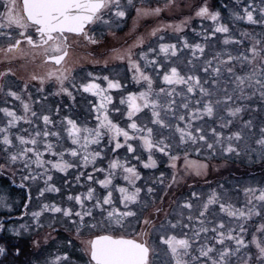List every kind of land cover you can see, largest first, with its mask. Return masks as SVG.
<instances>
[{"label": "snow or ice", "instance_id": "obj_1", "mask_svg": "<svg viewBox=\"0 0 264 264\" xmlns=\"http://www.w3.org/2000/svg\"><path fill=\"white\" fill-rule=\"evenodd\" d=\"M239 4L232 17L258 33L237 36L219 8L192 0L179 22L116 48L106 37L131 12L134 24L160 19L179 0H0V175L27 190L15 219V202L0 193V233L10 234L0 236V264H156L159 248L166 264H264V181L223 176L237 161L264 169V0ZM219 34L235 55L211 50ZM112 61L125 64L131 87L73 76L77 64ZM15 64L41 71L19 76ZM77 93L96 98L84 113ZM33 185L39 205L29 212ZM24 216L31 222L18 223ZM59 221L75 239L51 251ZM24 233H34L29 252L11 242Z\"/></svg>", "mask_w": 264, "mask_h": 264}, {"label": "flooded vegetation", "instance_id": "obj_2", "mask_svg": "<svg viewBox=\"0 0 264 264\" xmlns=\"http://www.w3.org/2000/svg\"><path fill=\"white\" fill-rule=\"evenodd\" d=\"M165 13V12H164ZM134 12H131L129 17L127 18L125 23H121L119 28H116L115 30H117L118 32L115 33V35H119V39L122 35H126L125 33L128 34L129 29V21L131 20V18H133L134 16ZM166 18V17H165ZM134 33L137 34V31H135ZM110 36L106 37L107 43L109 44L110 47H116L119 48L121 46H123L125 44V41L130 42V37H127L125 39H118L116 41H111V39L109 38ZM122 40V41H121ZM100 51H104L103 49H101ZM83 55L82 51H76L73 55V59H75L76 57H79ZM0 67H3V65H0ZM33 67H35V69L37 71H41V69L38 66H34L32 64H28L27 68L23 67L22 64H15L13 65V68L15 71H17L19 76H25L27 72H30L33 70ZM86 72H93L96 75H112V76H116L117 78H120L122 80V82L125 85H129V87H131V83H130V77H131V73L127 72V69L125 67V64L123 62H119V61H112L109 66L108 69H105L103 64L100 65H94V64H77L76 67L73 70V76L75 78V80L77 82H79L81 80V78L85 75ZM127 77V78H126ZM35 91V89H33V92ZM77 100H78V111L81 113H84L87 111L88 109V101L89 100H95L96 98L91 97V94L89 93H83L82 95L80 93H77ZM114 96V101L119 100V94L118 93H113ZM60 97H56V101H59ZM45 108L48 107H52V98H49V103L44 105ZM113 116H115L116 114L113 113ZM89 126L91 125V120H89ZM121 155H123V153H121ZM161 167H163V165H161ZM233 171V165L231 166L230 171H228V173L226 174V177L230 176V174H234L232 173ZM227 172V171H226ZM158 175V173H157ZM225 177V175H224ZM102 178V177H101ZM216 176H209L208 179L209 180H213L216 179ZM69 179H71V177H69ZM17 180V184L19 183L20 177L19 175H17L16 177ZM10 181H11V177L10 176H3L0 175V193L3 194H7L9 196V202H15L16 204V211L13 213V219H15L16 217H20L22 213H24L26 210L24 208V203L27 202V198H26V191H21L17 186H10ZM57 186H60V179L59 177H57ZM121 184H124L125 182L123 180H119L118 181ZM82 191V189H81ZM118 195V194H117ZM32 196H33V200L31 202L30 208L28 209V211H33L36 210L38 208L39 205V201L36 199L37 196V192L35 190V185H33L32 188ZM47 198L49 201L55 199L57 202H59V195L56 193H50V194H46ZM0 219H7V214H6V210H0ZM24 223L25 220H28L29 223L31 222L29 220V218L27 216H24L22 219ZM19 220V221H20ZM45 224L50 223V219L46 216L44 219ZM11 222L9 221V224ZM28 223V222H27ZM56 231L52 232V236L55 239V244H53L51 251H55L58 247H60L63 243L64 240L66 239H75L74 236L67 231V225L63 222V221H59L56 224ZM50 231L49 229L45 228L42 232H41V237H43L45 232ZM0 236L4 237L5 239H8L10 234L7 233H0ZM34 236V233H29V235L26 238H23V249L25 250V252H29L31 251V240ZM24 237V236H23ZM14 237H11V242L17 244V242L13 241ZM5 240L4 239H0V244L4 243ZM79 242H77L78 244ZM160 256L156 261V264H166L167 262V256L164 255V251L163 248H159L158 249ZM74 255L76 257H80L82 256V253L79 251V248H77V250L74 252ZM10 258V257H9ZM26 258V257H24ZM84 259H86V257H84Z\"/></svg>", "mask_w": 264, "mask_h": 264}, {"label": "rangeland", "instance_id": "obj_3", "mask_svg": "<svg viewBox=\"0 0 264 264\" xmlns=\"http://www.w3.org/2000/svg\"><path fill=\"white\" fill-rule=\"evenodd\" d=\"M164 0H160V3H163ZM192 2V0H179V7H177L175 10L171 11V12H165L161 14V18L160 19H156V18H143L140 19L138 21L135 22L134 24V17L135 14L133 16V18H131V20L129 21V31L128 34L125 33L126 35H122L120 37V39H125L127 37H130L131 34L135 31H137V34L139 33H143L145 30L150 29L151 27H153L155 24L157 23H168V22H179V20L183 19L184 17L188 16L190 14V10L188 7H186V4H190ZM207 2L212 6V9H220L221 10V14H222V23H225L229 26L230 30L237 36H240L241 34L247 32V33H253V32H259L260 29L258 27L252 26L250 25L246 20L245 21H240L235 19L234 17H232L231 15V11L233 10V6H234V0H207ZM224 4H228L229 7L227 9L222 8L221 6ZM244 4V0H240V4L239 7L236 8V10H242ZM166 17V18H165ZM205 27H209L210 25H212L211 21H205L204 22ZM194 26L197 28V30H199V26H200V21L196 20L194 22ZM116 28L113 29V31L116 33L118 32L117 30H115ZM120 35V34H119ZM119 35H114V36H110L109 38L111 39V41H116L119 39ZM225 34H219L218 35V39H216L214 41V43L211 45V50L212 51H219V50H227V51H232L233 54L235 55V49L229 47L227 49H222V42L224 39ZM119 39V40H120ZM121 40V41H122ZM251 165L248 164H241L239 161L236 162V164L233 165V171L232 175L240 178V180L242 181L243 185H257L259 182L264 181V169L262 171H257L255 172V167H252ZM261 168V166H260ZM228 173V171H223V176ZM148 175H151V173H147ZM229 177V176H228ZM244 195L241 194L237 197L233 198L234 202H237V207H239L243 202H244ZM3 210V209H0ZM29 223L28 220H25V223ZM18 223H24L23 220L18 221ZM249 228H252V225H249ZM29 235V233H24L22 236L20 237H14L13 241L17 242L18 245L23 247V238H26ZM24 236V237H23ZM13 244H15L13 242ZM165 255V254H164ZM10 259V258H9ZM21 259H25L24 257H21Z\"/></svg>", "mask_w": 264, "mask_h": 264}, {"label": "trees", "instance_id": "obj_4", "mask_svg": "<svg viewBox=\"0 0 264 264\" xmlns=\"http://www.w3.org/2000/svg\"><path fill=\"white\" fill-rule=\"evenodd\" d=\"M252 167H255V172H257V171H262L263 169L262 168H260V164L259 163H257V164H254V165H251ZM252 167H250V168H252Z\"/></svg>", "mask_w": 264, "mask_h": 264}]
</instances>
